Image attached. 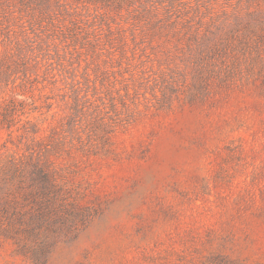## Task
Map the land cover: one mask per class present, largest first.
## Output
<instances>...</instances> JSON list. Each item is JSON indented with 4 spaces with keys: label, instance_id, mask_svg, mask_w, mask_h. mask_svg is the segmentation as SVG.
<instances>
[{
    "label": "rangeland",
    "instance_id": "rangeland-1",
    "mask_svg": "<svg viewBox=\"0 0 264 264\" xmlns=\"http://www.w3.org/2000/svg\"><path fill=\"white\" fill-rule=\"evenodd\" d=\"M0 264H264V0H0Z\"/></svg>",
    "mask_w": 264,
    "mask_h": 264
},
{
    "label": "trees",
    "instance_id": "trees-1",
    "mask_svg": "<svg viewBox=\"0 0 264 264\" xmlns=\"http://www.w3.org/2000/svg\"><path fill=\"white\" fill-rule=\"evenodd\" d=\"M41 2H49L50 0H40ZM6 112H4V114H5ZM3 120L1 121L2 123L4 122V120L6 119V117H3L2 118ZM42 169V168H41ZM42 174L43 175H45L43 178L45 179V180H49V178H48V175L46 174V172H42Z\"/></svg>",
    "mask_w": 264,
    "mask_h": 264
}]
</instances>
